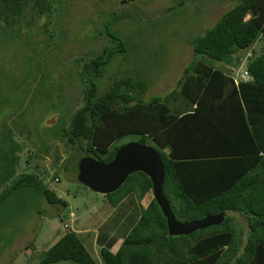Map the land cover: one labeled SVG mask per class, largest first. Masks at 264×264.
Instances as JSON below:
<instances>
[{
  "label": "trees",
  "instance_id": "obj_1",
  "mask_svg": "<svg viewBox=\"0 0 264 264\" xmlns=\"http://www.w3.org/2000/svg\"><path fill=\"white\" fill-rule=\"evenodd\" d=\"M52 2L0 0V39L5 44L13 38L11 42L23 41L21 29L36 24L40 16H45L47 30L53 6L64 4ZM259 37H263L259 51L245 56L243 76L235 78L218 66V62L232 63L236 53ZM110 43L102 44L97 52L74 57L82 100L66 123L55 121L50 126L56 129L44 132L43 141L40 135L36 150L22 161L42 158L40 153H48L52 142L63 136L77 146L79 156L91 154L107 162L125 143H116L118 139L136 134L137 142L149 144L161 158L162 193L176 219L192 220L221 210L222 219L188 233L167 234L165 217L153 196L145 204L139 202L148 191L152 194L148 176L133 171L114 190L102 193L113 207L130 193L137 199V215L116 248L110 249L115 236L101 238L98 253L103 264H264V0H234L210 26L193 35L191 57L174 87L147 100L142 98L144 80L126 75L109 77L104 91L96 93L110 56L125 49L118 38ZM25 45L30 51L26 57L37 55L38 48ZM30 73L28 69L24 78ZM4 125L0 128V224L22 210L19 202L30 198L64 206L66 202L43 176L18 169L24 145L17 141L15 131L20 130ZM54 151L58 156L60 147ZM228 211L242 214L245 232L236 228ZM32 244H25L26 259ZM36 256L29 258L32 264L58 260L96 264L69 228Z\"/></svg>",
  "mask_w": 264,
  "mask_h": 264
},
{
  "label": "rangeland",
  "instance_id": "obj_2",
  "mask_svg": "<svg viewBox=\"0 0 264 264\" xmlns=\"http://www.w3.org/2000/svg\"><path fill=\"white\" fill-rule=\"evenodd\" d=\"M53 1V5L64 4L61 8L53 6L56 8L51 11L47 30L43 26L46 18L40 16L36 24L21 29L23 41L11 42L13 38L10 44H5L0 39V128L9 124L20 130L15 131L17 141L24 145L18 169L43 176L47 186L66 204L50 203L39 197L30 198L25 205L19 202L23 204L22 210L1 220L0 264H32L29 258L35 257L66 228L75 230L96 264H103L98 253L101 238L113 235L117 245L137 215L134 194L125 196L113 207L104 194L91 191L76 180L80 150L63 136L52 142L48 153H40L42 158L30 157L29 163L22 161L27 153L31 155L36 150L34 145L40 135L43 141V134L56 129L50 125L55 121L66 123L71 110L80 104L82 83L78 79L80 74L75 72L74 57L97 52L102 44L110 45L118 38L125 49L110 56L98 78L96 93L104 91L109 77L126 75L144 80L143 99L163 95L174 87L191 57V37L210 26L234 0ZM114 12L119 17L110 16ZM262 39L259 37L250 48L236 53L238 56L232 63L218 62V66L233 76H243L245 56L256 54ZM26 43L38 48L37 55L26 57L30 52ZM28 69L32 74L24 78ZM136 137L126 134L116 143L136 141ZM56 146L60 147L58 156L54 154ZM151 195L148 191L139 202L145 204ZM228 213L233 216L236 228L245 232L242 214ZM118 217V222L113 224ZM63 223L67 224L66 228ZM31 241L34 248L28 250L27 260L23 249ZM49 264L75 263L58 260Z\"/></svg>",
  "mask_w": 264,
  "mask_h": 264
},
{
  "label": "water",
  "instance_id": "obj_3",
  "mask_svg": "<svg viewBox=\"0 0 264 264\" xmlns=\"http://www.w3.org/2000/svg\"><path fill=\"white\" fill-rule=\"evenodd\" d=\"M76 180L91 191L106 193L114 190L131 172L140 170L151 183V192L165 217L169 235L188 233L196 228L218 223L223 211L192 220H178L169 208L162 193L163 164L159 154L145 142L127 141L118 146L107 162L90 154L81 155L76 163Z\"/></svg>",
  "mask_w": 264,
  "mask_h": 264
},
{
  "label": "crops",
  "instance_id": "obj_4",
  "mask_svg": "<svg viewBox=\"0 0 264 264\" xmlns=\"http://www.w3.org/2000/svg\"><path fill=\"white\" fill-rule=\"evenodd\" d=\"M231 69H233V66H231L230 67ZM235 77V76H234ZM236 78V77H235ZM50 233V232H49ZM51 234V233H50ZM107 237H109V236H107ZM115 244V242L112 244V247H114V246H117V245H114ZM111 250H113V249H111Z\"/></svg>",
  "mask_w": 264,
  "mask_h": 264
},
{
  "label": "built area",
  "instance_id": "obj_5",
  "mask_svg": "<svg viewBox=\"0 0 264 264\" xmlns=\"http://www.w3.org/2000/svg\"><path fill=\"white\" fill-rule=\"evenodd\" d=\"M244 72H245V71H244ZM62 225H63V226H65V225H66V223H63Z\"/></svg>",
  "mask_w": 264,
  "mask_h": 264
}]
</instances>
